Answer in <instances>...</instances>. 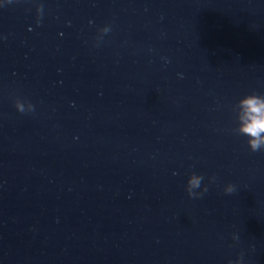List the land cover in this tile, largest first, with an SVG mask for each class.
Returning a JSON list of instances; mask_svg holds the SVG:
<instances>
[{
    "label": "water",
    "instance_id": "1",
    "mask_svg": "<svg viewBox=\"0 0 264 264\" xmlns=\"http://www.w3.org/2000/svg\"><path fill=\"white\" fill-rule=\"evenodd\" d=\"M253 92L264 0H0V264H264Z\"/></svg>",
    "mask_w": 264,
    "mask_h": 264
},
{
    "label": "clouds",
    "instance_id": "2",
    "mask_svg": "<svg viewBox=\"0 0 264 264\" xmlns=\"http://www.w3.org/2000/svg\"><path fill=\"white\" fill-rule=\"evenodd\" d=\"M10 2V0H9ZM38 18L43 14V5L38 4L36 8ZM109 26H104L99 31L106 34L110 31ZM99 39V38H98ZM15 108L20 113L31 112L34 106L31 102L21 101L19 98L15 100ZM233 110L236 112L238 126L233 131L238 135L248 137L247 145L252 152L264 150V95H258L255 92L245 95L239 99ZM204 177L195 173L190 174L187 180L186 192L189 197L198 198L208 191L207 185L201 187ZM215 180V177H210ZM196 189H201L197 192ZM236 191L235 185L229 183L224 187L226 195ZM233 240H239L237 235H233ZM229 264H244L243 254L241 253L235 261H229Z\"/></svg>",
    "mask_w": 264,
    "mask_h": 264
}]
</instances>
